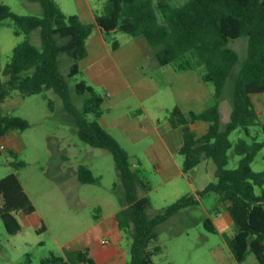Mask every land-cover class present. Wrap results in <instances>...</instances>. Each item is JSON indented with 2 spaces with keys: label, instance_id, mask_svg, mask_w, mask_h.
<instances>
[{
  "label": "trees",
  "instance_id": "16d2710c",
  "mask_svg": "<svg viewBox=\"0 0 264 264\" xmlns=\"http://www.w3.org/2000/svg\"><path fill=\"white\" fill-rule=\"evenodd\" d=\"M40 4L43 16H20L9 6L0 5V23L11 20L14 35L27 39L19 43L5 65L0 81V106L13 93L23 98L52 91L62 100L63 107L75 118L78 137L89 146L107 150L120 171L126 191L128 207L119 211L115 219L119 230L132 238L130 260L127 264H154L153 257L162 252L156 245L157 227L168 222L180 211L198 204L196 198L185 196L164 207L153 218L147 217L150 207L148 197H138V192L152 189L139 166L134 168L127 151L100 124L104 98L97 95L84 81L74 87V93L85 97L82 108L73 102L68 80L80 74L79 63L87 57L86 41L94 26L83 24L79 17L64 15L54 0H26ZM108 36L118 32L133 38L147 40L153 60L158 67L175 65L179 71L205 66L202 81L212 83L215 99L219 102L231 71L239 62L238 54L228 45L241 38L248 39V52L235 83L233 108L225 128L221 125L219 104L201 112L185 114L178 106L168 119L173 129L182 131V172L188 174L205 160L216 166V181L208 184L199 194H214L227 203L234 224L232 237L224 236L234 260L241 264L253 254L259 264H264V193L257 195L255 188L264 187V171L255 173L251 164L264 148V142L255 138L230 141L236 130L251 137L252 128L259 126L264 134V123L253 103V96L264 95V0H189L183 6L172 8L166 0H107L104 13L96 16V24ZM40 33L42 48L34 46L29 38ZM113 51L119 43L112 41ZM65 54L71 61L67 74L60 70L59 56ZM196 59V60H195ZM49 106L53 109L52 102ZM204 122L207 132L198 136L191 126ZM29 123L19 117L0 114V142L12 132H23ZM241 157L235 170H227L228 152ZM1 155V150H0ZM24 167V163L14 165ZM78 180L93 184L92 172L81 166ZM0 218L9 235L21 231L18 214L36 212L17 175L12 173L0 180ZM210 233H217L210 220L204 223ZM132 229V230H131ZM41 264H97L89 248L67 250L63 256L52 255Z\"/></svg>",
  "mask_w": 264,
  "mask_h": 264
},
{
  "label": "rangeland",
  "instance_id": "374dc122",
  "mask_svg": "<svg viewBox=\"0 0 264 264\" xmlns=\"http://www.w3.org/2000/svg\"><path fill=\"white\" fill-rule=\"evenodd\" d=\"M54 1L66 16H76L85 9L103 14L107 4V0ZM166 1L172 8H178L189 0ZM1 4L9 6L13 13L20 16H43V10L38 3H29L26 0H0ZM106 38L109 43L117 41L119 44L120 42L127 44L132 39L131 36L120 32ZM26 39L25 36L17 38L14 35L11 20L0 23L2 70L10 61L13 49ZM29 41L38 49L42 48L39 32L30 37ZM248 44L247 38H241L228 45L238 54L239 62L231 71L219 102L214 97V85L202 81V76L206 73L205 66L187 70L194 77V81L198 78L201 80L200 90L204 92L207 100L204 105L193 108L203 112L219 104L223 128L230 119L235 83L247 57ZM152 61L155 64L153 59ZM59 64L61 72L67 74L71 65L67 55L59 56ZM171 67L176 69L175 65ZM148 70L150 73L155 72L152 67ZM3 80L0 72V81ZM82 81L85 79L81 73L68 80L73 102L78 108H82L85 97L77 96L74 87ZM157 81L161 86H173L176 93L182 92L181 85L185 83L179 70L175 76L167 78L161 75ZM97 95L105 97L103 91L97 90ZM252 100L260 123L263 124L264 95L253 96ZM49 102H52L53 109L50 108ZM167 104L165 105L170 109H165L161 105V108L165 109L160 113L161 122H168L170 112L176 107H171V103ZM0 114L19 117L29 123L27 130L15 132L5 141H1L6 149L0 155V180L12 173L16 174L36 210L29 216L20 214L16 216L21 225V231L16 235H9L6 232L0 218V264H41L52 255L63 256L67 250L80 251L85 246L93 247L91 256L97 262L94 254L96 246L107 254L109 252L107 250L115 244L113 238L106 236L104 228L98 225L99 221H104L105 225L111 221L115 222L114 215L128 207L121 174L113 156L107 150L93 148L80 140L75 118L66 112L62 100L52 91L27 98L15 92L0 106ZM250 134L251 137L247 138L243 131L236 130L231 133L229 139L233 144L239 139L251 141L250 138H255L259 143L264 142V134L259 126L252 128ZM120 139L131 162L137 163L136 166H139L152 189L149 193L138 192V197L146 196L150 201L146 214L148 218H153L164 207L182 197L190 196L198 200L197 205L180 211L168 222L157 227L156 245L161 247L162 252L153 257V263L239 264L234 260L224 241L225 235L232 237L235 233L226 204L219 201L218 196L214 194L199 196L208 184L216 181L215 164L205 160L185 178L168 180L165 173L157 171L155 160L158 157L162 158L160 155L150 153L147 144L132 149L122 138ZM228 158L226 169H237L242 158L233 150L228 152ZM177 160L182 164L183 157L178 154ZM18 163H24V167L15 168L14 165ZM81 166L92 172L95 183L79 182L78 169ZM251 168L255 173L264 171V148L256 156ZM255 193L261 195L264 193V187H256ZM206 220L212 222L217 233H210L205 228ZM118 234L120 242L116 247L119 251L112 261L127 264L130 260L132 238L129 233ZM95 240H100L96 246L92 243ZM104 240L109 242L107 246L103 245ZM241 264L259 263L253 254H249L246 261Z\"/></svg>",
  "mask_w": 264,
  "mask_h": 264
},
{
  "label": "crops",
  "instance_id": "0c3cea01",
  "mask_svg": "<svg viewBox=\"0 0 264 264\" xmlns=\"http://www.w3.org/2000/svg\"><path fill=\"white\" fill-rule=\"evenodd\" d=\"M97 15L100 14L86 9L77 14L83 24L94 26L86 41L87 57L80 61L79 69L88 86H91L96 93L99 90L105 94V97L102 96L104 103L101 126L124 149L120 138L132 149L147 144L150 153L162 157H158L155 164L157 171L165 173L168 180L185 178L187 174L182 172V164L177 160L183 143L182 131L173 129L169 122H161L160 113L170 109L165 105L167 103H171V107L178 106L185 114L201 113L193 108L207 103L204 92L200 90L199 81L201 80L198 78L194 81L190 71H179L185 82L181 85V93H176L173 86H161L157 78L161 75L167 78L175 76L177 70L171 65L158 68L152 61L153 52L143 37H132L127 44L120 42L119 49L113 51L107 36L95 26ZM150 67L155 71L154 73L149 72ZM2 71L0 66V72ZM161 105L165 109L161 108ZM208 127V124L204 122L191 126L198 136L204 135ZM131 163L134 168L137 167L135 161ZM225 204L228 207L227 203ZM116 214L113 217L115 222L111 221L107 225L104 221L98 223L106 231L105 235L113 238L115 244L107 250L109 251L107 254H104L100 248H97V242L100 240L92 242L94 246L97 245L94 250L97 264H117L118 262L112 261L119 251L116 245L120 242L118 233H121L115 219ZM85 248H89L92 255L93 247L85 246Z\"/></svg>",
  "mask_w": 264,
  "mask_h": 264
},
{
  "label": "built area",
  "instance_id": "2783aa9c",
  "mask_svg": "<svg viewBox=\"0 0 264 264\" xmlns=\"http://www.w3.org/2000/svg\"><path fill=\"white\" fill-rule=\"evenodd\" d=\"M5 149H6L5 145L4 144H1V142H0V150H1V152L2 151H5ZM108 244H109L108 241H103V245L104 246H107Z\"/></svg>",
  "mask_w": 264,
  "mask_h": 264
}]
</instances>
